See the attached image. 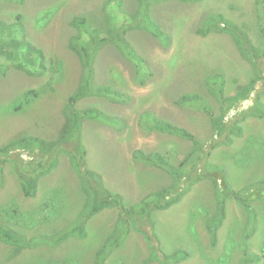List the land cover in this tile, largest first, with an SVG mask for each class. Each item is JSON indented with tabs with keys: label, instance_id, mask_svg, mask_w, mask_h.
<instances>
[{
	"label": "rangeland",
	"instance_id": "rangeland-1",
	"mask_svg": "<svg viewBox=\"0 0 264 264\" xmlns=\"http://www.w3.org/2000/svg\"><path fill=\"white\" fill-rule=\"evenodd\" d=\"M118 1H0V20L11 23L20 15L28 40L44 54L42 62L36 61L30 70L0 59V149L16 138L51 142L60 137L64 108L81 85L85 71L70 46L72 39L83 34L73 25L74 18L86 17L88 29L93 31L107 33L111 21L125 26L124 35L132 49L129 53L112 41L103 45L93 60L92 90L110 86L127 99L111 100L94 92L76 102L79 110L97 109L111 117L106 122L85 118V156L83 148L75 158L68 151L52 156L38 148L33 153L8 146V152H0V161L4 160L0 162V209L23 216L17 221V216L3 213L0 225L25 235L34 244L14 255V246L0 240V264H94L92 257L111 232L121 233L120 248L106 264H144L152 254L144 230L147 234L151 231L152 242L161 254L186 250L188 255L179 264H241L245 251L259 256L252 264H264V117L244 113L257 95L262 94L259 98L264 107V39L256 27L261 11L255 0H121L120 8ZM263 1L259 6H264ZM108 6L113 9L110 13ZM209 14H223L245 28L257 47L254 59L259 67L239 52L226 31L198 32ZM139 70L147 72L143 83ZM258 72L262 78L250 97L238 102L225 117L233 129L226 137L212 135L206 113L180 104L183 94L199 93L219 114L221 104L208 81L218 78L226 98L241 91ZM22 101L25 104L15 109ZM146 111L186 127L205 146L213 139L218 142L205 160L206 176L190 181L181 199L166 209H154L151 216L149 211L146 226L135 224L133 218L129 222L125 216L119 219L116 206L92 215V185L98 176L108 189L123 197L124 206L137 207L144 201L143 206H150L152 198L159 201L152 193L172 186L174 181L168 170L136 158L137 151L166 154L175 146L170 163L176 169L191 151L189 140L143 128L141 115ZM118 118L123 123L119 127L115 123ZM51 157L56 166L40 178L35 196H25L14 172V160L51 161ZM222 180L230 189L248 195L254 211L236 197L227 198ZM183 182L188 184L186 178ZM222 199H226L225 217L214 243L208 221L219 215ZM74 228H84L86 235L77 230L56 243ZM147 264L161 263L150 260Z\"/></svg>",
	"mask_w": 264,
	"mask_h": 264
},
{
	"label": "trees",
	"instance_id": "trees-1",
	"mask_svg": "<svg viewBox=\"0 0 264 264\" xmlns=\"http://www.w3.org/2000/svg\"><path fill=\"white\" fill-rule=\"evenodd\" d=\"M11 1L22 3L24 0ZM118 2L119 5L117 7L120 8L121 0H119ZM260 2L261 0H255L256 7H258V12L261 11V15L258 17V19H256V27L264 39V6H259ZM106 8L109 10V13L113 11V9H110L109 6ZM144 9L149 14V8L145 7ZM17 17L18 18H16V20L11 23L0 20V59H2V61L7 65L13 64L19 69L30 70V67L35 65L36 61L42 62L44 54L40 49L36 48L32 44V42L28 40L26 36L27 31L23 21L20 18L21 16L18 15ZM124 20L125 19H123V21ZM150 21L153 25H155L156 28H158V23L154 22V19L151 20L150 17ZM73 25H75L80 31L83 32V36L81 35V38L77 37L72 39L70 42V46L79 55L80 59L83 62L85 71L81 85L79 86L78 90L69 97V100L64 108L65 124L63 126L60 137L57 140L51 142L27 136L16 138L6 147L0 149V152H8V146H13L14 148H21L33 153H35V148H38L41 151H50L52 156H54V153L56 152L58 153L62 151H68L70 154H75L73 157L75 158L76 153H78L83 148V153L85 156V154H87V150L83 147L82 134L85 118L92 117L94 119H98L99 121L106 122L108 120L107 118L111 117L104 114L101 110L97 109L79 110L75 106L76 102L79 100V98H81V96L92 94L94 92L100 95L103 94L111 100H118L122 102L126 101L127 96L123 95L120 91H117L110 86H99L98 89L94 91L92 90L91 86L95 74L93 68V60L95 59L97 52H99V49L103 45L115 41L122 47H125L126 50L131 53V44L124 35L126 32V29L124 28L125 26H121L120 24L118 25L115 21H111V29L107 33L97 30L93 31L88 29L86 17L74 18ZM144 27L147 28L146 26ZM208 31H220L223 33L224 31H226L235 42L239 52L245 58L252 59V61L255 62L256 67H259L257 61L254 59L256 57L254 51L257 47L252 43L250 36L247 35L246 30L242 25H239L235 21L230 20L223 14H219L217 17H213L209 14L205 19L203 30H198V32L207 33ZM34 53L39 54L41 58L37 57ZM146 75L147 72H140L139 70L138 77L142 83L144 82ZM259 75L260 74L258 72L256 77L252 78L241 91H239L235 95H232L231 97L226 98L224 97L223 93V83L218 81V78H214L213 80L210 79L208 81V85H210V87L212 86L210 90L215 91L214 93L219 103L221 104V110L219 114L215 113L213 106H211L210 103L206 101V98L199 93L183 94L181 96L180 104L192 105L206 113L212 126V135L226 137L233 130L231 125L225 121L227 113L230 112L238 102H241L250 97L252 91L255 89V85L258 79L262 78V75ZM217 84L218 86H215ZM260 96H262V94L254 97V104L248 110L244 111L245 115H258L260 117H264V107L261 99L259 98ZM22 104H25L24 101L16 103L15 109H20L22 107ZM116 120H119V122L115 121L118 127L123 125L122 121L119 118ZM141 125L145 129L155 130L192 142L191 151L184 156L181 167L177 169L175 166H173V164L170 163L172 153L176 154L175 146H171L170 152L166 154L158 152L145 154L141 151H137V153L135 154L136 158L144 161L147 164L162 167L163 169L168 170L173 177L174 182L172 186L165 187L153 192L152 194L156 195L159 198V201H155V199L152 198L150 201V206L149 204L143 206L146 203V201H144L143 204L137 207L131 205L130 207H126L124 206L123 197L119 193L108 189L102 179L98 176L97 181H95V183L92 185L94 187L92 188V191L94 192V206L92 208V215L101 211L102 209L116 206L119 208V219L121 218V216H125L124 218L127 220V222H129V220L133 218L135 219V224L139 222L140 225L146 226L147 223L150 222H148V219L146 218L153 214L154 209H166L172 203L181 199L183 194L186 192L187 187L191 185L189 184L190 181L191 183H193L195 182L194 179L200 180L206 176V172H208V170H203L205 166V160L208 159L211 152L218 146V142H216L215 139H213V141L210 142L208 146H205L186 127L175 124L167 119L157 117L154 113L149 111H146L141 115ZM0 162L3 163L4 160H1ZM14 162V172L21 183L24 195L28 197L35 196V193L38 190L40 178L56 166L54 157H51V161L40 160L38 162H25L23 158H20V161L14 160ZM77 166L79 167L80 165ZM183 170H185L186 172ZM185 178L186 181H188V184H185V182H183L185 181ZM221 184L227 191L226 195H229L227 198L236 197L243 202L244 206L249 207L253 210L250 205L251 200L247 198L248 195L230 189L229 186H225L223 180L221 181ZM2 186L3 178L0 175V187ZM172 193V198L162 202L164 198L168 197ZM226 199H222L218 203L220 208L219 215H213L208 221V229L212 234V241L214 243L216 241V231L220 224H222L225 217ZM149 211L150 214L148 216L147 214L149 213ZM13 212L14 211L11 209H0V215L5 213L10 217L17 216V221L19 220V218L22 219V215H20L21 217H19L17 213ZM142 220L144 222H142ZM25 222L27 223L29 221L26 220ZM77 230H80V233L83 236L86 235V231L84 228H74L72 231L66 232L62 236L58 237L56 243L65 239ZM145 231L146 230H144L143 232L149 239L150 250H152V254L144 264H147L150 260H158L161 264H179L180 261L187 257L188 252L181 249L174 250V252H172L171 254H161L156 244L152 242L153 237H151V231L149 232V234H147V232ZM120 235L121 233L114 234L111 232L108 238L100 246H98V249L92 257V259L94 260V264H106L107 260L110 258L113 252L120 248ZM0 240L8 242L14 246V255H17L22 248H32L34 245L32 240H26L25 235L20 234L16 230H12L10 227H4L3 225H0ZM245 252V257L242 259L241 264H252L260 259L258 255H252ZM37 264H57V262L45 263L44 261H42L38 262Z\"/></svg>",
	"mask_w": 264,
	"mask_h": 264
}]
</instances>
